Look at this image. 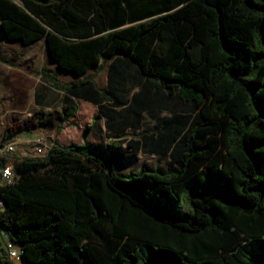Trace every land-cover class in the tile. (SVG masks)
<instances>
[{
  "label": "trees",
  "instance_id": "trees-1",
  "mask_svg": "<svg viewBox=\"0 0 264 264\" xmlns=\"http://www.w3.org/2000/svg\"><path fill=\"white\" fill-rule=\"evenodd\" d=\"M19 1L0 0L6 40L45 36L76 74L111 60L110 87L115 62H126L158 84L162 102L192 108L172 112L187 127L163 152L177 170L120 175V155L85 142L14 159V182L0 184V230L23 262L264 264V0ZM54 88L98 104L111 128L102 105L111 97L91 80ZM56 96L38 85L34 102ZM0 264H10L3 247Z\"/></svg>",
  "mask_w": 264,
  "mask_h": 264
},
{
  "label": "crops",
  "instance_id": "crops-1",
  "mask_svg": "<svg viewBox=\"0 0 264 264\" xmlns=\"http://www.w3.org/2000/svg\"><path fill=\"white\" fill-rule=\"evenodd\" d=\"M127 26L130 25L128 24L124 27ZM40 41L42 45L40 49V65L41 70L46 75V82L41 85L57 94L54 101L43 99V105L39 106L43 111L41 112V122L42 128L48 133L47 138L51 137L50 135L54 134V131L60 129V127L67 129L68 126L75 124L76 120L80 122V125L84 123L86 128L92 124L93 118L97 117L93 129L88 134H84V131L81 133L80 144L85 142L95 151H106L108 156L119 155L117 152L119 150H130L135 158L143 155L150 157L165 156L171 161L169 153L163 152L172 150L180 138L181 130L187 129L186 126L183 127L182 124H179L181 119L172 118V112L181 116H192L190 104L182 103L179 100L169 102L166 98L162 102L163 94L158 84L140 79L134 68L128 66L129 64L126 62H115L116 71L120 75L118 76L116 71L113 72V76L111 75V87L109 79L111 60L105 63L100 61L80 74L62 69L51 57L46 37L43 36ZM86 79L91 80L99 90L107 92L111 97L110 101L102 102L103 106L113 110L112 125L109 129L106 126V117L100 113L98 104L67 95L64 91L55 89L53 86L54 82L68 87L73 83H79ZM64 96L69 98V104L62 101ZM115 97L123 103L122 106L116 107L112 105ZM143 103L147 107L143 108L140 115L127 114L126 110L130 107L138 111L140 104ZM176 105L179 106L178 109L173 110L170 108ZM62 112L68 117L66 120L62 119ZM51 118L56 120V124ZM163 119H167V123ZM162 127L164 128L162 129ZM97 132L103 134L104 144L102 146H97L91 140V137ZM176 134H178V137L170 143ZM55 145L59 144L52 142L47 147L49 149ZM132 150H137L138 153L134 155Z\"/></svg>",
  "mask_w": 264,
  "mask_h": 264
},
{
  "label": "rangeland",
  "instance_id": "rangeland-1",
  "mask_svg": "<svg viewBox=\"0 0 264 264\" xmlns=\"http://www.w3.org/2000/svg\"><path fill=\"white\" fill-rule=\"evenodd\" d=\"M15 5H20L19 0H9ZM2 19H0V144L14 143L15 153L8 155L9 161L29 157H43L50 143L57 142L59 146L80 144L84 123L76 120L75 124L66 128L55 130L51 137L39 123L38 115L42 108L34 102V92L38 85L46 82L45 74L41 73L40 39L37 37L24 43L18 37L12 40L4 38ZM54 87H64L54 83ZM57 91V90H56ZM56 93V92H55ZM57 105V104H56ZM55 107V106H54ZM83 107V106H82ZM54 124H56V120ZM102 133H94L91 140L97 146L104 144ZM122 157L118 174L125 175L137 171L141 167L159 169L161 171L177 170L171 165L167 157H150L143 155L133 157L130 150H119ZM0 184H3L0 182ZM2 245L0 246V250ZM4 257V256H2Z\"/></svg>",
  "mask_w": 264,
  "mask_h": 264
},
{
  "label": "built area",
  "instance_id": "built-area-1",
  "mask_svg": "<svg viewBox=\"0 0 264 264\" xmlns=\"http://www.w3.org/2000/svg\"><path fill=\"white\" fill-rule=\"evenodd\" d=\"M50 149V148H49ZM14 143L6 142L0 146V182L3 184H12L15 180V173L12 168V162L9 161L8 155L15 153ZM3 203L0 200V209ZM6 251V258L10 264H25L21 258L22 251L18 245L10 241L0 230V246Z\"/></svg>",
  "mask_w": 264,
  "mask_h": 264
}]
</instances>
